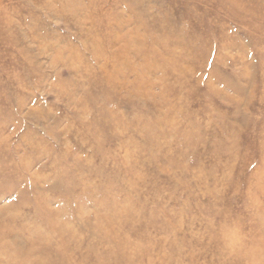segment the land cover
Segmentation results:
<instances>
[{
    "label": "rangeland",
    "instance_id": "rangeland-1",
    "mask_svg": "<svg viewBox=\"0 0 264 264\" xmlns=\"http://www.w3.org/2000/svg\"><path fill=\"white\" fill-rule=\"evenodd\" d=\"M263 166L264 0H0V264H244Z\"/></svg>",
    "mask_w": 264,
    "mask_h": 264
},
{
    "label": "bare ground",
    "instance_id": "bare-ground-1",
    "mask_svg": "<svg viewBox=\"0 0 264 264\" xmlns=\"http://www.w3.org/2000/svg\"><path fill=\"white\" fill-rule=\"evenodd\" d=\"M248 7L249 9L252 10L258 9V6H256L254 3L252 4L249 3ZM106 78L112 79V75H107ZM260 171H261L260 178L264 182V166ZM257 213H258V217L257 219H255V225H254L256 230V235L251 239V241L248 242L249 244H247V250L242 251L241 247L239 249L238 247L235 248V251L239 254L240 261L244 264H264V206H261V208L258 210ZM233 235H234L233 233H225L222 235V239L229 241L231 238L234 237ZM130 252L131 253L128 254V257H130V255H134V251L130 250Z\"/></svg>",
    "mask_w": 264,
    "mask_h": 264
}]
</instances>
